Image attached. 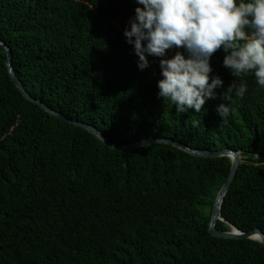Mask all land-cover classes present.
I'll return each instance as SVG.
<instances>
[{"label": "trees", "instance_id": "1", "mask_svg": "<svg viewBox=\"0 0 264 264\" xmlns=\"http://www.w3.org/2000/svg\"><path fill=\"white\" fill-rule=\"evenodd\" d=\"M137 6L0 0V40L30 96L113 143L166 138L241 152L220 213L240 231L264 234V88L252 75L233 77L218 49L209 74L223 81L216 99L200 113H177L157 97L161 58L147 57L149 67L140 71L125 42ZM232 82L247 90L233 97L222 121L215 109ZM229 169L227 157H196L168 144L110 149L25 100L0 46V264H264V244L208 233Z\"/></svg>", "mask_w": 264, "mask_h": 264}, {"label": "clouds", "instance_id": "2", "mask_svg": "<svg viewBox=\"0 0 264 264\" xmlns=\"http://www.w3.org/2000/svg\"><path fill=\"white\" fill-rule=\"evenodd\" d=\"M138 5L123 31L138 58L137 68L159 59L157 97L167 99L177 113H200L223 81L212 73L210 58L225 53L222 66L233 77L252 75L264 88V0H134ZM176 49L170 59L168 50ZM182 49V51H180ZM210 81V82H209ZM247 85L231 83L215 109L222 121L231 113L233 97L243 98ZM193 123H199L193 121Z\"/></svg>", "mask_w": 264, "mask_h": 264}, {"label": "water", "instance_id": "3", "mask_svg": "<svg viewBox=\"0 0 264 264\" xmlns=\"http://www.w3.org/2000/svg\"><path fill=\"white\" fill-rule=\"evenodd\" d=\"M0 46L3 47L5 52V66L7 70V74L11 80V82L14 84V86L18 89V91L21 93L23 98L30 103H33L43 109L45 112H47L49 115L65 122L68 124H72L75 126H79L93 135H95L104 145L108 146L112 150H133L137 149L146 145L150 144H168L172 147H175L177 149H180L192 156L196 157H203V158H216V157H227L230 161V169L228 172V175L219 188V190L216 193V196L214 198L210 218L208 221V233L217 238H223V239H248L252 240L258 243L264 244V234L258 230L254 229L252 231L243 232L237 229L234 225L230 224L228 221H226L220 213V208L222 201L224 199V196L226 192L228 191L231 183L234 180V177L236 175V171L239 168L240 164L243 162L241 152L234 151L232 149H221V150H201V149H194L189 146H186L183 143L166 139V138H145L142 140H138L135 142L125 143V144H116L111 142L108 138L105 137L100 131H98L96 128L92 127L91 125L79 122L77 120L69 119L66 116L62 115L61 113L51 109L46 104L42 103L40 100L33 98L28 94V92L24 89L22 83L18 80L14 70L12 69V53L9 49V47L4 44L0 40ZM220 221L224 223L228 231H221L216 228V223Z\"/></svg>", "mask_w": 264, "mask_h": 264}, {"label": "bare ground", "instance_id": "4", "mask_svg": "<svg viewBox=\"0 0 264 264\" xmlns=\"http://www.w3.org/2000/svg\"><path fill=\"white\" fill-rule=\"evenodd\" d=\"M228 229V228H227ZM228 231V230H227Z\"/></svg>", "mask_w": 264, "mask_h": 264}]
</instances>
